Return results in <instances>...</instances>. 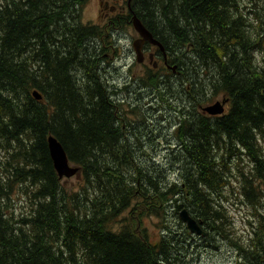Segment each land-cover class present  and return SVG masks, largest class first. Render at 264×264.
<instances>
[{"label": "trees", "instance_id": "16d2710c", "mask_svg": "<svg viewBox=\"0 0 264 264\" xmlns=\"http://www.w3.org/2000/svg\"><path fill=\"white\" fill-rule=\"evenodd\" d=\"M89 1L0 0V264H189L197 240L179 218L183 208L208 240L231 241L240 264H264V0L250 19L242 0L130 1L127 22L139 17L184 68V79L151 78L147 87L156 107L186 101L160 165L141 156V127L122 137L116 113H126L104 78L125 22H85ZM221 93L230 110L205 113ZM51 134L81 168L70 187L54 169ZM244 154L253 162L252 175L241 173L253 209L246 241L230 233L226 194L230 163ZM168 169L177 170L172 181ZM26 185L29 211L16 215L9 201ZM145 216L161 223L156 243Z\"/></svg>", "mask_w": 264, "mask_h": 264}, {"label": "rangeland", "instance_id": "374dc122", "mask_svg": "<svg viewBox=\"0 0 264 264\" xmlns=\"http://www.w3.org/2000/svg\"><path fill=\"white\" fill-rule=\"evenodd\" d=\"M99 1L100 0H90L86 5L83 12V20L85 22L101 25L107 23V20L104 21L98 18ZM259 5L260 3L258 0H242V12L250 19V13H258ZM259 11H262V9ZM116 17H118L117 14L111 16V18ZM126 18V16L120 17V20L125 22V28L117 34L118 50L115 53V58L112 60L113 63L106 67L107 73L104 78L107 86L110 88L109 93L111 99L117 105L121 106L126 113L122 114V116L125 121L128 122V125L142 128L141 135L145 136L143 140L147 143V146L143 152H140L141 156L145 159H149L154 165L166 164L169 163V154L172 147L176 145L173 139L175 138L178 124L172 126L168 120L170 116L175 114L173 109H167L170 99L165 101L163 106L156 107V102L153 100L154 97L148 94V92L151 93V90L147 87L149 82H152L150 80L151 78L156 79V77L159 78L165 74H172V72H167L165 69L150 71L149 68L146 67L150 65L148 58V53L152 50L150 46L147 48L146 64L136 61L132 42L135 37H137V32L131 23L127 22ZM110 54H113L112 50ZM257 62L264 67V48L258 52ZM115 89H117L118 92H114L113 90ZM223 96L227 97L225 93L218 94L217 97L213 99L212 103L217 100H222ZM123 98L124 100L127 98L132 100L133 106H130L126 102L120 103ZM177 105L180 106V102H178ZM229 110L230 103L227 105L225 113ZM168 112L171 113L168 115ZM138 128L136 129L137 132ZM168 141H172V143H167ZM1 161L5 163L4 156H2ZM252 163L253 162L247 154H244L237 162L230 163L229 174L232 175L231 186L226 189V194L228 195V215L232 220L230 233L235 236L238 234L242 241L247 240L251 234V224L249 220L252 219L250 216L253 209L251 204L241 195V173L245 172L247 175H252L250 172L253 169ZM176 176V169H168L166 171V177L169 180L172 181ZM80 178L81 173L80 175H75L70 178L64 177L62 181L65 184L68 183V187H70V184L74 185L78 183ZM254 184H256V181ZM260 185L263 188L261 200L264 203V183L262 182ZM26 186L28 187V185ZM30 190L29 187H21L12 195L9 204L12 206L16 215H22L29 211ZM172 219L173 218L170 216V223ZM143 221L144 226L149 232L150 240L153 243L158 242L161 233V223L155 216H145ZM194 236L197 241L191 247L192 249L189 253L191 259L189 264H240L242 262L241 259H239L238 248L234 247L231 241L222 239L221 237H217L216 240H208V236L205 238ZM238 241L241 242L240 240Z\"/></svg>", "mask_w": 264, "mask_h": 264}, {"label": "water", "instance_id": "95a60500", "mask_svg": "<svg viewBox=\"0 0 264 264\" xmlns=\"http://www.w3.org/2000/svg\"><path fill=\"white\" fill-rule=\"evenodd\" d=\"M130 1L131 0H128V7L131 11ZM131 23L135 31L139 35V37L132 42L135 58L138 63L144 62L145 55L143 52V45L146 42L159 47V49L161 51H164L165 53V48L162 43L152 35V33L142 23L140 18L137 17L135 14H132ZM150 59H153L152 55H150ZM173 69L175 70L176 66H173ZM32 94L36 99H42V95L39 93L38 90L35 89ZM227 101L228 99L217 100L214 103L204 106L203 111L212 116H221L225 114V104ZM47 142L50 157L52 159L53 166L58 177L60 179H63L64 177L70 178L75 175H80L81 168L77 165H72L61 141L51 134L48 136ZM179 215L181 219L186 223L190 232L195 233L197 235H206V232L199 226L198 222L190 215L187 210H181Z\"/></svg>", "mask_w": 264, "mask_h": 264}, {"label": "flooded vegetation", "instance_id": "af4514ba", "mask_svg": "<svg viewBox=\"0 0 264 264\" xmlns=\"http://www.w3.org/2000/svg\"><path fill=\"white\" fill-rule=\"evenodd\" d=\"M104 2H105V4H104ZM129 13H131V11L129 10V7H128V0H100L99 1L98 18L100 20H104V21L107 20V22H108L111 19V16L114 15V14H117L118 17H121V16H127ZM131 25H132V23H131ZM138 37H139V35L137 34V37H135V39H137ZM148 46H150L151 49H152L148 53V58H149L150 65L146 66V67L149 68L150 71H154V70H164L165 69L167 72H169V71L172 72V74L170 73V74H168V76L171 77V78H173V79H175L176 81H178V79L182 80V79L185 78V75L183 73L184 72V68L180 65V63H179L178 60L171 59L170 52H169L168 49H166V47H165V50L166 51L164 53V51H161L159 49V47L154 46V45H151L148 42L144 43V45H143V52H144V55H145V59H144L143 64H146V54H147V48H148ZM150 55L153 56V59L152 60L150 59ZM173 66H176V69L175 70L173 69ZM166 75L167 74H165L163 76H166ZM183 98L184 99H182V97H180V98H173V100L170 99V106H168V109H170V108L173 109L174 110V113H175L173 116H170L169 119H168L169 120V123L172 126L174 124L176 125V124L179 123L178 111L180 109L181 110L183 109L184 102H185V97H183ZM223 99H228V101L225 104V112H226V107L230 103V100L226 96H223ZM153 100L157 103V100L155 98ZM125 102L127 104H129L130 106H133V101L130 100V99H128V98L126 100H124V98H123V100L120 101V103H125ZM178 102H180V104H181L180 106L177 105ZM173 104L175 106L172 107ZM116 107L117 108H120L121 106L117 105ZM170 113L171 112H168V115ZM116 118L118 119V123H119L118 125L123 130L122 137L123 138H128L127 137L128 135H133L134 136V134L131 132V128L132 127L138 128V126L128 125V123L125 121V119L121 115V112H117L116 113ZM119 120H120V122H119ZM128 140L132 144V142H133L134 139L133 138H130Z\"/></svg>", "mask_w": 264, "mask_h": 264}, {"label": "bare ground", "instance_id": "6f19581e", "mask_svg": "<svg viewBox=\"0 0 264 264\" xmlns=\"http://www.w3.org/2000/svg\"><path fill=\"white\" fill-rule=\"evenodd\" d=\"M174 147H172V149H173ZM187 210L188 212H189V210L187 209V208H183L182 210ZM181 211V210H180ZM180 211H179V213H180ZM190 213V212H189ZM228 213H229V211H228ZM191 215V214H190ZM192 216V215H191ZM193 217V216H192ZM179 218H180V220L186 225V223L181 219V217H180V215H179ZM194 218V217H193ZM195 219V218H194ZM197 222H198V224H199V226L206 232V235H197V234H195V233H192V232H190V233H192L193 235H196V236H198V237H206L207 236V231L204 229V227H203V225H202V223L201 222H199L197 219H195ZM186 227H187V225H186ZM253 227H254V225L253 224H251V233H252V231H253ZM187 229H188V227H187ZM189 230V229H188ZM190 231V230H189ZM251 235V234H250ZM249 238H250V236H249ZM248 238V239H249ZM247 239V240H248ZM246 241V240H245Z\"/></svg>", "mask_w": 264, "mask_h": 264}]
</instances>
